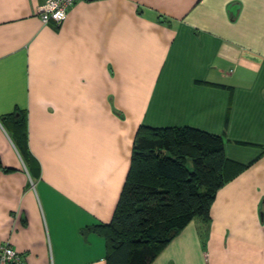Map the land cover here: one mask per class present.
<instances>
[{
    "label": "crops",
    "instance_id": "obj_1",
    "mask_svg": "<svg viewBox=\"0 0 264 264\" xmlns=\"http://www.w3.org/2000/svg\"><path fill=\"white\" fill-rule=\"evenodd\" d=\"M46 1L0 0V246L107 264L139 128L189 127L245 169L150 264H264V0Z\"/></svg>",
    "mask_w": 264,
    "mask_h": 264
},
{
    "label": "trees",
    "instance_id": "obj_2",
    "mask_svg": "<svg viewBox=\"0 0 264 264\" xmlns=\"http://www.w3.org/2000/svg\"><path fill=\"white\" fill-rule=\"evenodd\" d=\"M19 128L17 147L28 161ZM244 169L226 157L222 137L141 126L113 219L96 227L106 239L107 264H150L192 219L210 221L217 191Z\"/></svg>",
    "mask_w": 264,
    "mask_h": 264
},
{
    "label": "built area",
    "instance_id": "obj_3",
    "mask_svg": "<svg viewBox=\"0 0 264 264\" xmlns=\"http://www.w3.org/2000/svg\"><path fill=\"white\" fill-rule=\"evenodd\" d=\"M81 0H47L38 7L37 13L44 25L61 26L67 19L69 10ZM0 264H25L8 242L0 246Z\"/></svg>",
    "mask_w": 264,
    "mask_h": 264
}]
</instances>
